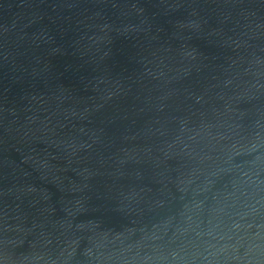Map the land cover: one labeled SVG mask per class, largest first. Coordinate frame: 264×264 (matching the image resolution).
<instances>
[{"label": "water", "instance_id": "water-1", "mask_svg": "<svg viewBox=\"0 0 264 264\" xmlns=\"http://www.w3.org/2000/svg\"><path fill=\"white\" fill-rule=\"evenodd\" d=\"M0 264H264V0H0Z\"/></svg>", "mask_w": 264, "mask_h": 264}]
</instances>
